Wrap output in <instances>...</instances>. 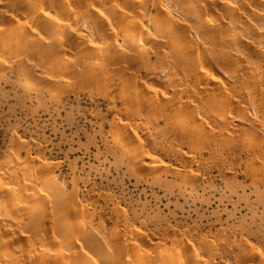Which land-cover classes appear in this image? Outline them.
<instances>
[{
    "label": "bare ground",
    "instance_id": "obj_1",
    "mask_svg": "<svg viewBox=\"0 0 264 264\" xmlns=\"http://www.w3.org/2000/svg\"><path fill=\"white\" fill-rule=\"evenodd\" d=\"M8 70L27 93L116 91L151 114L169 104L199 154L227 148L264 177V0H0V72ZM115 120V150H133L135 168L196 181L142 151L139 135ZM13 143L0 162V264H264L254 220L190 231L129 220L108 201L98 213L99 200L68 195L52 164Z\"/></svg>",
    "mask_w": 264,
    "mask_h": 264
},
{
    "label": "rangeland",
    "instance_id": "obj_2",
    "mask_svg": "<svg viewBox=\"0 0 264 264\" xmlns=\"http://www.w3.org/2000/svg\"><path fill=\"white\" fill-rule=\"evenodd\" d=\"M164 74L158 72L161 77ZM18 76L10 70L0 72V162L15 150L13 142L22 143L33 156L52 164L68 195L84 203L99 200L98 213L104 212L108 201L129 220L134 215L145 222L163 218L181 230L209 231L221 227L217 221L234 228L252 220L264 229V177L251 174L245 156H230L227 148L199 154L193 142L180 135L171 105L151 114L142 104L124 102L116 91L52 86L32 94L20 88ZM144 79L151 84L149 76ZM114 119L139 135L142 151L160 157L168 167L181 169L196 181L169 168L160 178L151 175L152 168L146 172L135 168L129 160L133 150L121 154L115 150ZM208 127L218 131L212 124ZM176 154L186 155L191 162ZM110 226L105 220V228Z\"/></svg>",
    "mask_w": 264,
    "mask_h": 264
}]
</instances>
